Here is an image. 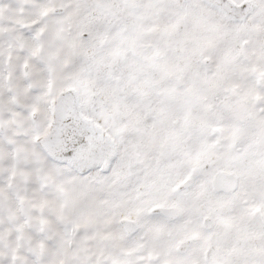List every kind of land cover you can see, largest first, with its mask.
<instances>
[{
    "label": "snow or ice",
    "instance_id": "obj_1",
    "mask_svg": "<svg viewBox=\"0 0 264 264\" xmlns=\"http://www.w3.org/2000/svg\"><path fill=\"white\" fill-rule=\"evenodd\" d=\"M0 264H264V0H0Z\"/></svg>",
    "mask_w": 264,
    "mask_h": 264
}]
</instances>
